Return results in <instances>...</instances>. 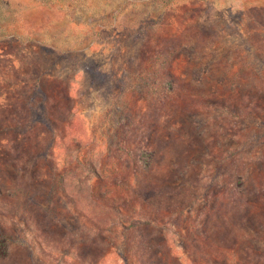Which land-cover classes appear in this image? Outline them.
<instances>
[{
  "label": "rangeland",
  "instance_id": "374dc122",
  "mask_svg": "<svg viewBox=\"0 0 264 264\" xmlns=\"http://www.w3.org/2000/svg\"><path fill=\"white\" fill-rule=\"evenodd\" d=\"M0 264H264V0H0Z\"/></svg>",
  "mask_w": 264,
  "mask_h": 264
}]
</instances>
